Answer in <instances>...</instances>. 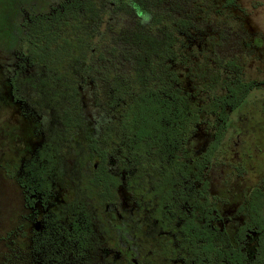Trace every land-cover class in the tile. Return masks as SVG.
<instances>
[{
    "label": "flooded vegetation",
    "instance_id": "1",
    "mask_svg": "<svg viewBox=\"0 0 264 264\" xmlns=\"http://www.w3.org/2000/svg\"><path fill=\"white\" fill-rule=\"evenodd\" d=\"M5 2L0 101L4 90L9 103L0 104V121L9 113L16 116L7 131L6 141L13 142L7 167L23 195L20 227L25 230L20 240L32 257L26 264H264V227L259 222L264 198L249 191H264V153L257 152L255 137L246 135L243 118H229V112L237 109L241 114L257 104L256 113L264 120V30L248 23L250 13L262 11L255 9L258 5L246 8L237 0H43L44 8L36 10L29 0ZM107 22L116 29L107 39L120 40L127 59L153 49L154 69L169 72L175 93L177 87L189 86L221 91L217 104L206 95L207 108L190 125L187 139L194 153L181 158L177 143L172 146L170 210L165 195L148 196L143 190L146 180L140 165L156 167L153 163L161 158L153 152L137 164L125 153L127 144L99 140L93 126L83 118L77 123L67 109L69 98L81 94H76V87H66L64 78H55L68 66L67 56L96 64L98 27L109 29ZM136 29L142 32L138 54L130 51L126 36ZM70 30L76 39L72 53H66L62 42L68 41ZM152 37L154 48L148 41ZM200 75L206 84L189 85ZM251 91L256 92L250 100ZM215 105L224 107L223 113L210 121ZM199 121L205 126L202 131H197ZM210 141L221 155L213 175L209 162L216 153L211 154ZM92 142L98 145L91 147ZM159 171L145 177L159 182L165 175ZM181 171L182 182L177 180ZM198 187L205 202L192 197ZM211 187L222 190L210 197ZM182 196L205 204L200 229H178L174 202ZM179 206L188 212L187 202ZM48 248L51 251L45 253Z\"/></svg>",
    "mask_w": 264,
    "mask_h": 264
},
{
    "label": "trees",
    "instance_id": "2",
    "mask_svg": "<svg viewBox=\"0 0 264 264\" xmlns=\"http://www.w3.org/2000/svg\"><path fill=\"white\" fill-rule=\"evenodd\" d=\"M148 30H153L152 27L148 28ZM99 33V30H98ZM100 35V34H98ZM139 37L141 33H139ZM120 40H114L113 44L115 45ZM150 42V46L154 48V40L153 37L148 40ZM65 50L64 52H69L68 47L69 42L65 40L62 42ZM62 48L61 50H63ZM102 46H98V42L96 44L95 53L97 54V58L102 60L104 64L102 67L108 68V58L105 56L109 54L110 56L114 54H120L125 60H129L131 75L126 77L120 74L115 75L109 74L107 78V85L110 90V94L107 95L101 104L107 105L108 109L112 108V111L105 110L102 108L103 105H98L96 108L105 111L106 114H101V122H99L98 127L93 125L94 131H98L99 140H103V142L112 144L116 146V144H127L128 150L125 153H128V157L131 159H135L137 164L141 163L145 158H149L153 152H155L158 156L157 159L161 158V161L156 160V167H146L145 164H141L140 170L144 176L145 180L143 182L145 195L148 196H158L163 197L165 195V199L167 200V210H170V190L172 189V184L170 182L174 178L170 175L169 168L171 166L170 162V153L172 150V146L177 143L178 153L181 158L185 155V153H194V148L192 147V143L188 141V132L191 131L190 125L196 124L193 122L194 119H200V109L196 104L190 101V98L187 97V94L184 92L185 87H177L176 93L171 90V75L168 71L159 73L156 69H154V64L156 60L153 57H150L153 49L146 50V53L143 57L140 54L135 55L136 57H131L127 59L125 55V51L123 47H112V51L109 52L107 49L102 51ZM90 51L89 44L86 50ZM124 54V55H123ZM149 56V57H148ZM146 57V59H144ZM86 59L89 58H80L75 60H81L83 62H88ZM98 59L96 60V64L98 66ZM68 64H70L74 60V56H67L65 58ZM90 61V60H89ZM180 62V61H179ZM186 64V61H185ZM166 67L167 62L165 64ZM184 66V65H182ZM90 69L86 67V70ZM94 70V66L92 71ZM81 71V70H80ZM85 70H83L84 72ZM85 75V74H84ZM88 77L87 75H85ZM201 77L194 78L193 81L190 82L191 85L196 86L197 84L204 85L206 84L205 77L200 75ZM58 76H55V78ZM67 77L64 79L66 80ZM83 80V78H82ZM72 81V79L70 80ZM65 84L66 81H65ZM67 87V85H66ZM196 90L201 89L199 93L204 95V103L206 104L207 97L210 101H215L218 103L220 99V95H216V91L220 90L219 87H194ZM104 89L98 90L97 95L95 92V97L100 96ZM207 95V97H206ZM113 98L114 103L109 104L111 99ZM209 102V101H208ZM216 108H211L210 111L215 116H220V113H223L224 107L217 108L218 105H215ZM102 113V112H101ZM199 113V114H198ZM104 121V122H103ZM106 122V124H105ZM100 123L104 124L103 127L99 128ZM216 130H219V125L215 124ZM195 130V125H194ZM212 132V129L209 130ZM221 131V130H219ZM218 131V132H219ZM101 137V138H100ZM95 142V140H94ZM91 147H96L97 144H93ZM211 144L213 143L210 141ZM197 147V146H196ZM120 150L122 149V145L117 146ZM216 148V150H214ZM218 147L213 145L210 146V152L216 153L214 157L210 158L209 162V173L212 175L220 165H221V155L219 151H217ZM214 151V152H213ZM166 160L167 162H164ZM160 165V166H159ZM164 167L163 169H159ZM166 168V169H165ZM160 170L158 173L163 172L165 175H161L159 182H150L149 178L145 177V174L152 173L154 171ZM215 174V173H214ZM210 178H213L210 176ZM178 181L182 182L185 180V173L181 171L178 175ZM148 181V182H147ZM163 186L165 189L163 190ZM142 187V188H143ZM183 187V186H182ZM181 187V188H182ZM193 189L192 197L199 199L200 201H204V197L202 194V188L198 187V192H195ZM238 189V188H237ZM220 189L219 187H211L209 188L210 197H214L218 194ZM239 190V189H238ZM252 191L253 196L264 198V191L261 188H251L249 191ZM248 191V192H249ZM208 192L206 191V195ZM182 201L187 202L188 212L185 210H181L180 204ZM175 207L177 208L178 217L176 220L179 222L177 225L178 229L187 231V230H196L203 227V216L205 215L203 208H205V204L197 203L193 201V199H185L179 198L178 202H174ZM186 212V213H185ZM162 215V214H161ZM159 215V217L161 216ZM181 221L183 223H181ZM260 226L264 227V217L259 218Z\"/></svg>",
    "mask_w": 264,
    "mask_h": 264
},
{
    "label": "rangeland",
    "instance_id": "3",
    "mask_svg": "<svg viewBox=\"0 0 264 264\" xmlns=\"http://www.w3.org/2000/svg\"><path fill=\"white\" fill-rule=\"evenodd\" d=\"M6 0H0V23H3L2 20V9L4 8ZM31 0H29V3ZM243 7H249L250 4H256L258 5L255 9H261L262 11L260 13L254 14L253 12L250 13V21L248 22L249 25H254L259 27L260 29L264 30V0H237ZM33 7L37 9H42L43 7V0H34ZM31 3V4H32ZM17 4H19L17 2ZM29 4V5H31ZM111 23H113V19L109 20ZM119 22V20H118ZM121 22H125V19H122ZM108 23V22H107ZM105 23V24H107ZM109 24V23H108ZM122 25V24H121ZM120 25V26H121ZM112 28L111 24H109L106 27L104 24L99 25V34L98 35V46H102V51L107 49L109 52L112 51V47H122V43L117 42L115 45L113 42H110L107 38L110 35H113L115 33V28ZM73 30L67 31V42H69V45L71 43H74L75 37L72 35ZM130 31L126 32V36L128 38L129 43L127 46L131 47L130 51H136V54L139 53L140 48L142 46V43L139 40V32L137 29L131 31L130 33H133L130 36ZM130 36V38H129ZM93 42H96V40L92 39ZM134 42V43H133ZM133 44V45H132ZM150 45V44H149ZM69 51L72 50L73 47H68ZM96 46L94 47V49ZM70 53H72L70 51ZM111 56L109 54H106L105 56L108 58L109 62L107 70L105 67H102V60L98 59V66L94 64V61H89V59H86L88 62H83L81 60H75L68 64V66L65 67V69L57 72L55 76H58L59 78H66V85L67 87H76V94H81V98H69L70 102L67 104V109H70L72 111V114L77 117V123H80V120L82 122V118L86 120L90 126H98L99 122H101L100 115L106 114L103 110L100 112V109L96 108L98 101L100 100L98 105L101 104V101L104 100V98L110 94V90L108 87H105L108 83L107 78L109 74H114L123 78L124 76H130L131 75V69H130V63L125 60L120 54H116L113 52ZM2 55V54H1ZM124 55V54H123ZM1 57V56H0ZM66 58V57H65ZM5 59L0 60V64H3ZM9 61L6 63L8 64ZM167 65H169L168 61ZM88 64L91 66L90 69L86 70V67H88ZM58 66V64H55V66ZM94 65V70L93 69ZM81 68V69H80ZM85 70L83 72V70ZM81 70V71H80ZM1 71L5 72L4 68L1 67ZM88 77H86L85 75ZM49 75L52 77L53 75L51 72ZM83 78V80H80V78ZM72 79V81H70ZM189 84V82H184V84ZM191 85V84H189ZM188 85V86H189ZM80 86L81 90L77 89V87ZM88 87L89 90H88ZM184 88V87H183ZM189 87H185L184 92L187 94V97L190 98V101L197 105V107L201 109H206L207 104L204 103V95L201 93H198L196 90H190ZM102 93H100V96L95 97V92L97 95L98 90H103ZM256 91H251L249 94L248 99H250L252 96H254ZM198 93V94H197ZM216 95L221 96V91H216ZM257 95V93H256ZM263 98V97H261ZM260 98V99H261ZM106 99V98H105ZM79 100H81L79 102ZM251 100V99H250ZM263 100V99H262ZM3 102V103H2ZM264 102V100L262 101ZM9 101L7 97L4 95V90L2 91L1 95V101L0 104L6 105ZM114 103L113 98L109 102V104ZM263 106V107H262ZM102 108H105V110H108L107 105H103ZM262 111L264 112V103L261 105ZM249 111H241L240 114L237 112V109L233 112H229V118H235L237 115L239 117L235 118L240 120V118H243L242 125L244 127V131L247 133L246 135L249 137H255V139L258 141L257 145V152L259 154L264 153V120L259 116L262 115V113L258 114L256 113V110H259L258 105L256 104L255 107L248 108ZM0 110V114H1ZM201 113V111H199ZM199 114V113H198ZM245 114V115H244ZM16 117L15 114H7L5 118H2L0 121V264H26L28 260H31L29 257V253L27 252L25 242L24 240L21 241V233H24L23 226L20 227L21 218L20 216L24 213L25 209L24 206H22V193L20 192V189L17 185H15V182L10 177V168L8 169V164H10L11 154H12V144L11 140H7L8 132L12 127L13 124L12 120ZM213 121L214 115L208 116ZM216 117V116H215ZM245 117V119H244ZM7 121H10V123H7ZM202 121V119H201ZM199 121L197 124V131H202L205 129V126ZM208 125V124H207ZM9 128H8V127ZM23 126V125H22ZM4 127H7L6 130H4ZM24 127V126H23ZM9 129V130H8ZM90 129V128H89ZM12 161V160H11ZM65 165H68V161L65 160ZM11 166V165H10ZM15 169V166H14ZM59 192V190H57ZM122 194V193H121ZM36 225V224H35ZM37 226V225H36ZM15 245H18L20 248H23L22 250H14ZM13 249V250H12ZM50 248L47 249L45 253L48 252ZM51 251V250H50ZM21 255H24V258L21 257ZM37 255L34 257L36 258ZM36 260V259H35ZM52 264H59V262L55 261L52 262ZM64 264V263H60Z\"/></svg>",
    "mask_w": 264,
    "mask_h": 264
}]
</instances>
